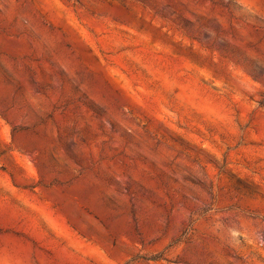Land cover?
Listing matches in <instances>:
<instances>
[{
	"label": "rangeland",
	"instance_id": "374dc122",
	"mask_svg": "<svg viewBox=\"0 0 264 264\" xmlns=\"http://www.w3.org/2000/svg\"><path fill=\"white\" fill-rule=\"evenodd\" d=\"M264 264V0H0V259Z\"/></svg>",
	"mask_w": 264,
	"mask_h": 264
},
{
	"label": "bare ground",
	"instance_id": "6f19581e",
	"mask_svg": "<svg viewBox=\"0 0 264 264\" xmlns=\"http://www.w3.org/2000/svg\"><path fill=\"white\" fill-rule=\"evenodd\" d=\"M0 264H23V262L21 261L20 257L13 256L10 257L9 259H4V260L0 259Z\"/></svg>",
	"mask_w": 264,
	"mask_h": 264
}]
</instances>
